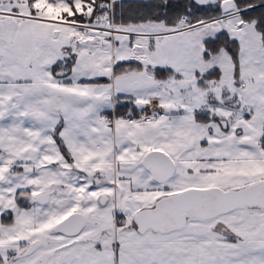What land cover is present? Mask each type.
Returning a JSON list of instances; mask_svg holds the SVG:
<instances>
[{"label":"snow or ice","instance_id":"6c2138e0","mask_svg":"<svg viewBox=\"0 0 264 264\" xmlns=\"http://www.w3.org/2000/svg\"><path fill=\"white\" fill-rule=\"evenodd\" d=\"M0 264H264V0H0Z\"/></svg>","mask_w":264,"mask_h":264}]
</instances>
